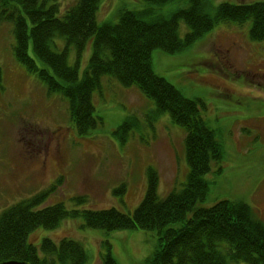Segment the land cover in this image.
Segmentation results:
<instances>
[{
    "label": "rangeland",
    "instance_id": "rangeland-1",
    "mask_svg": "<svg viewBox=\"0 0 264 264\" xmlns=\"http://www.w3.org/2000/svg\"><path fill=\"white\" fill-rule=\"evenodd\" d=\"M228 1L264 3H214ZM75 2L51 0L59 4L61 13ZM148 6L142 0H102L97 21L116 23L122 9L140 11ZM250 29L251 22L221 23L186 51H154L152 61L158 76L187 98L203 103L201 116L223 145L224 158L213 162L205 177L209 191L201 206L222 200L242 202L264 224V40L253 41ZM188 32L181 22L180 38ZM56 42L61 52V39ZM14 47L13 25L0 22V215L50 189L40 208L62 203L68 210L115 208L132 215L146 196L150 169L157 173L160 198L182 189L189 173L186 131L168 114L156 116L154 103L137 87L104 77L101 90L93 96L102 122L82 138L71 122L66 99L49 94L16 59ZM92 49L90 40L79 64L81 78ZM75 63L71 50L69 64ZM130 117L138 125L123 143L114 132ZM80 198L83 203L77 201ZM43 239L81 243L88 255L86 264H104L107 256L117 264H142L159 248L156 232L108 233L85 227L82 218L67 219L55 230L39 227L29 236L35 247Z\"/></svg>",
    "mask_w": 264,
    "mask_h": 264
},
{
    "label": "trees",
    "instance_id": "trees-1",
    "mask_svg": "<svg viewBox=\"0 0 264 264\" xmlns=\"http://www.w3.org/2000/svg\"><path fill=\"white\" fill-rule=\"evenodd\" d=\"M142 1L148 8L122 9L118 22L98 24L102 0H76L63 13L51 0H0V22L13 25L16 59L35 74L49 94L66 99L71 122L82 138L102 122L93 96L101 90L104 77L124 87H137L154 103L156 116L168 114L174 124L185 129L187 182L179 191L160 198L157 173L150 169L146 196L132 215L115 208L68 210L62 203L40 208L52 189L23 200L0 215V263L86 264L88 255L79 242L43 239L40 247L29 242L39 227L55 230L67 219L82 218L85 227L108 233L156 232L159 248L142 264H264V224L248 205L222 200L210 207L201 206L209 191L205 177L212 163L224 158L223 145L201 116L203 103L187 98L158 76L152 61L154 51H186L221 23L243 26L251 22V39L263 41L264 3L238 5L228 1L215 6L214 0ZM170 6L174 10L165 11ZM181 22L189 29L184 39L179 33ZM58 39L62 41L61 52ZM90 40L92 55L81 78L79 64ZM71 50L76 55L75 66L69 64ZM136 125V118L130 117L114 134L125 143ZM77 201L83 203L84 199ZM178 224L181 226L174 227ZM104 262L117 264L111 256Z\"/></svg>",
    "mask_w": 264,
    "mask_h": 264
},
{
    "label": "water",
    "instance_id": "water-1",
    "mask_svg": "<svg viewBox=\"0 0 264 264\" xmlns=\"http://www.w3.org/2000/svg\"><path fill=\"white\" fill-rule=\"evenodd\" d=\"M0 264H27V263L21 261H7Z\"/></svg>",
    "mask_w": 264,
    "mask_h": 264
}]
</instances>
